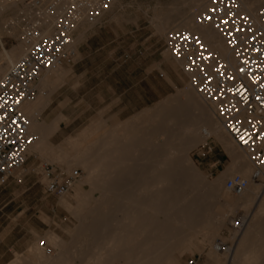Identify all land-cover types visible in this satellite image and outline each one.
Segmentation results:
<instances>
[{
    "label": "rangeland",
    "instance_id": "obj_1",
    "mask_svg": "<svg viewBox=\"0 0 264 264\" xmlns=\"http://www.w3.org/2000/svg\"><path fill=\"white\" fill-rule=\"evenodd\" d=\"M11 1L0 10V77L18 59L8 63L3 53L25 42L20 17L35 19L31 0ZM198 14L194 0H110L99 20L80 23L72 44L85 31L78 54L61 65L66 70L61 81L48 86L49 104L43 94L34 100L32 111L49 148L35 158L27 154L22 168L0 183V242H20L7 264H125L112 258L111 242L158 245L162 254L157 264H225L226 254L211 246L236 242L228 220L239 219L248 209L232 204L240 197L226 191L224 182L238 174L258 193L262 178L258 184L251 180L249 160L248 175L226 173L231 154L212 137L205 135L187 149L202 115L184 97L187 76L178 65L179 79L164 61L171 59L165 35L183 29L182 23ZM53 17V11L43 9L41 30ZM75 139L88 147L84 155L74 154ZM60 149L68 158L53 161ZM44 164L64 173L77 170L79 178L64 194H47ZM23 169L27 171L20 175ZM118 179H138L140 189L110 191L106 184ZM158 179L178 180L179 187L158 200L160 188L151 185ZM183 180L188 190L180 187ZM257 210L256 225H264V202ZM96 215L104 220V231L91 237L84 228ZM119 234L126 236L113 240ZM259 246L261 257L264 247Z\"/></svg>",
    "mask_w": 264,
    "mask_h": 264
},
{
    "label": "built area",
    "instance_id": "obj_2",
    "mask_svg": "<svg viewBox=\"0 0 264 264\" xmlns=\"http://www.w3.org/2000/svg\"><path fill=\"white\" fill-rule=\"evenodd\" d=\"M2 0H0L1 2ZM36 10L20 17L21 57L0 78V183L22 168L26 152L35 141L21 105L38 95L34 83L44 71L71 61L70 49L78 26L85 19L99 20L110 0H31ZM43 9L53 11L48 34L41 32ZM22 15V14H21ZM256 17L246 12L238 0H211L199 15L200 25L213 27L231 51L235 66L211 51L201 37L186 29L169 31L165 44L172 57L181 63L191 87L208 103L235 144L258 171L264 170V5ZM162 76V75H161ZM47 177L44 190L60 196L79 178L74 170L64 173L50 165L41 166ZM253 180L259 181L258 174ZM239 175L226 179L225 188L239 195L247 187ZM193 264V261H188Z\"/></svg>",
    "mask_w": 264,
    "mask_h": 264
},
{
    "label": "bare ground",
    "instance_id": "obj_3",
    "mask_svg": "<svg viewBox=\"0 0 264 264\" xmlns=\"http://www.w3.org/2000/svg\"><path fill=\"white\" fill-rule=\"evenodd\" d=\"M183 1H185V0H183ZM238 1L241 3L243 9L246 12H248L252 17H254L255 19H257L256 12L260 6L258 8H256V10L253 12L254 7L256 5H259V4L264 5V0H238ZM11 2H12L11 0H2L0 2V10L7 7ZM210 2H211V0H194V3L197 5V13H199V14H198V16L193 15L192 17H190L189 19L184 21L182 23L181 28L198 34L201 37L202 41L207 45V47L211 51L215 52L220 58H222L227 63V65L230 69H233L235 66V60H234V57H233L231 51L225 45V42H224V39L222 38V36L213 27H211L209 25H200L197 22L199 15L206 9V7L210 4ZM175 10H177V9H175ZM167 17H171V16L165 15V18H167ZM51 27H52V24H50V26L46 27L45 29L41 30V32L43 34H48L51 31ZM261 27L264 31V24H261ZM173 30H175V29H173ZM170 31H172V30H170ZM165 37H166V35H165ZM23 41H25V40H23ZM72 44H73V40H72L70 49H71L73 56H74ZM25 45H26V41L24 43L23 42L20 43L16 47H13V49L9 52L5 51L3 53L4 59L8 63H12L14 57L19 58L22 56ZM169 54H170V52H169ZM170 56L173 60H175L171 54H170ZM175 61H177V60H175ZM177 62H179V61H177ZM180 66H181V63H180ZM58 70H59V68L57 67V71L55 68L53 70L44 71L40 74L38 80L34 83V86L38 89L39 95L44 94V92H46L50 89V87H48V86L51 83L50 82L47 83V82H45V80L47 78H49L50 75H53V74L59 76L60 71H58ZM181 70H182V68H181ZM183 92H184V97L186 98L187 102L190 101L192 103L191 105L193 106L195 112L202 115V120H201V124L199 125V128H197V129L194 128V130H195L194 133H196L198 135V136L196 135V137H195L196 139L193 140L194 144L197 142H201L200 139L204 140L205 135L207 137L212 136L213 138H215L219 142H221L228 149L229 154L235 156L237 160H240L242 162L243 170L237 169L235 171L240 173L243 176L248 175L249 172L251 171V166L249 164L250 160L248 159V157L246 156L244 151L235 144V142L232 140L231 136L225 130L222 122L217 118V116H215L213 107L210 104H208L191 87L190 83ZM35 98L26 100L21 105V111L23 112V114L28 119L29 131L35 136V141L30 145V147L28 148V150L26 152V156L28 154L29 156H31L33 158H35L39 155L42 156L43 154H45V152H46L45 150L47 148H49L45 142V139H46L45 136L42 135V133H43V131L41 129L42 124L39 123V121H38V114L32 111L37 106L36 103L33 101ZM181 126H182L181 128L183 131H187L189 129L187 124H183ZM198 132H200L201 134L203 133V136H199L200 133H198ZM72 144H73L72 149H73V152L76 156L79 154L84 155V152L86 151V149H88L86 144L80 139L73 140ZM233 144L239 150H241L243 152V154L238 152V150H236L235 147H233ZM89 151H91V150H89ZM184 156H187V154H184ZM66 158H68V153H66L63 149H60V150H58V153L54 157L53 161L62 162V161H65ZM251 164L254 167L253 174L251 175V180L254 183L258 184L260 179L262 178V186H264V170L262 169L261 171H258L252 162H251ZM255 174H258L259 181L253 180V176ZM235 175H238V174H235ZM232 176H230V177H232ZM243 179H245V178H243ZM245 180H247V182H248L247 187L243 190V192L241 194H239V195L234 194L235 196H237V197L242 196L245 192H247V190H252L253 187L252 186L249 187V180L248 179H245ZM177 182L179 183V181L175 180V179H169V180L158 179V180H154V182L151 185H153V186L155 185L156 188H158V189L160 188V190H158V192L160 193V197L158 198V200H162V199L167 197L169 192H171L175 188L179 187V186H177ZM106 185L109 187L108 189L110 191L112 190L113 192H116V193L118 191H122V190L140 189V184H139L138 179L129 180V181H125L124 179H118V180H116V183L106 184ZM208 185L211 186V185H213V183L208 182ZM180 187L184 190H188L189 189L188 188V181L183 180L181 182ZM224 189L226 191H229L225 188V182H224ZM158 200H156V202ZM234 203L237 204V207H239L241 205V203H239V201H236V202L233 201L232 204L234 205ZM232 204L230 203L229 205H232ZM151 208H155V204H152ZM116 211H119V210L117 209ZM246 218H247V215L244 214V215H241V217H239L240 220L239 221L237 220V222H236V220L233 221L231 218L228 220L229 221L228 224L233 229H235V234H233L232 237L237 238V239L240 238L241 242H243L244 240H245V242H249L251 239L250 236L258 233V232H256V223H257L256 217H252V219H250V220H248V219L246 220ZM165 220H167V218H165ZM140 222H142V221H140ZM103 225H105V224H104V220L102 219V217L96 215V217L92 218V225L86 226L84 228V232L91 235V237L92 236L96 237L98 234H100L101 232L104 231ZM238 233H240L239 237L236 236ZM104 234H106V233H104ZM133 235L134 236L137 235V232L136 233L134 232ZM125 236L126 235H124V234H119L116 237H113V240H114V238H116L117 240H123ZM99 238H101V240H102V237H99ZM106 238L107 237H105V239ZM211 250H213L214 252H222V253L226 254V257H228L229 255H231L233 253V248L225 246L224 243L221 241L214 242L211 246ZM111 253L113 255L112 256L113 259H115V258L122 259V260H124L125 264H130V263L131 264H157L161 258L162 251L160 250V248H158V245L153 246V245H149L148 243H144V245H141L139 243L130 245L129 242H111ZM235 254H237V253H235ZM133 258H134V260H133Z\"/></svg>",
    "mask_w": 264,
    "mask_h": 264
},
{
    "label": "crops",
    "instance_id": "obj_4",
    "mask_svg": "<svg viewBox=\"0 0 264 264\" xmlns=\"http://www.w3.org/2000/svg\"><path fill=\"white\" fill-rule=\"evenodd\" d=\"M261 5H263V4H261ZM84 33H85V31L81 33L80 39L76 43V46L73 47V51H74L73 58L78 54L77 45L83 39ZM164 61L167 63V65L170 67V69L177 74L178 78L181 79V76L177 72L178 65H179V68L181 69L180 63L173 60L172 58L169 59L168 57H165ZM60 68H61V74L59 76H57L55 74L49 76L48 82L51 83V82L56 81L54 86L57 85L58 80L61 81V79L63 78V76L66 73V70L62 66H60ZM51 90H48V91L44 92V94H43L44 98H46L47 105L49 104L50 95L52 93V92H50ZM210 137H212V136H209L208 138H210ZM213 139H215V138H213ZM215 140L218 141L217 139H215ZM200 141H202V139H200ZM192 143H193V145L187 147L188 149H190L191 147H194L195 145H197L200 142H197L194 144V141H192ZM219 143L228 152V149L221 142H219ZM231 157H232L231 164L229 165L226 173L235 171L237 169L243 170L242 162L240 160H237L236 157L233 155H231ZM24 171H27V169H23L22 172L20 173V175ZM223 175H221L220 177H222ZM255 187L252 188V190H247V192H245L242 196H239L240 199L238 201H239V203H241V205L239 207L244 208V209H248V212L245 213L247 215L246 220L247 219L250 220V219H252V217H255V215H257V213H258L257 208H259L260 204L262 202H264V186H261V188L258 190V193H256L257 189ZM256 218H257V216H256ZM237 220L239 221L240 219H237ZM237 220H236V222H237ZM257 231H259L258 232L259 235L257 233L255 235L250 236L251 239L249 242H245V240L243 242H241V240L239 238L236 242H231V244L229 246H227V247L233 248V253L231 255H229L228 257H226L225 264H264V254H262V256L259 257L258 256L259 253L256 250L257 244L258 245L260 244V246H259L260 249H261V247H264V242H257V239L264 240V225L263 224L256 225V232ZM253 239H255V241ZM19 244H20V242H0V264H7L13 259L14 253L19 251ZM235 253H237V254H235ZM48 260H51V262H52V259H48ZM29 262L30 261L27 260V264Z\"/></svg>",
    "mask_w": 264,
    "mask_h": 264
}]
</instances>
